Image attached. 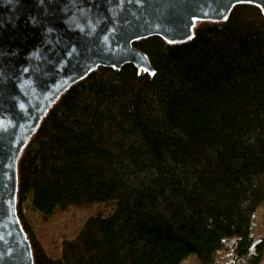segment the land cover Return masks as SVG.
<instances>
[{"label":"trees","instance_id":"1","mask_svg":"<svg viewBox=\"0 0 264 264\" xmlns=\"http://www.w3.org/2000/svg\"><path fill=\"white\" fill-rule=\"evenodd\" d=\"M134 45L152 71L99 66L42 120L19 160L18 214L36 264H259L264 236V14L238 4L184 42ZM43 223L71 207L72 236Z\"/></svg>","mask_w":264,"mask_h":264},{"label":"water","instance_id":"2","mask_svg":"<svg viewBox=\"0 0 264 264\" xmlns=\"http://www.w3.org/2000/svg\"><path fill=\"white\" fill-rule=\"evenodd\" d=\"M264 0H0V264H36L18 214L19 160L64 92L99 66L152 71L134 43L184 42Z\"/></svg>","mask_w":264,"mask_h":264},{"label":"rangeland","instance_id":"3","mask_svg":"<svg viewBox=\"0 0 264 264\" xmlns=\"http://www.w3.org/2000/svg\"><path fill=\"white\" fill-rule=\"evenodd\" d=\"M25 214L28 216L31 224L37 231L38 235L45 240L57 238L62 240L65 236H72L80 225L85 221L88 212L83 209L71 207L69 210L56 215L50 222L43 223L39 213L29 204L25 205ZM256 230L259 236H264V207L261 208L256 219ZM224 256H218L216 263L220 262ZM183 264H200L195 258L190 257ZM259 264H264V257Z\"/></svg>","mask_w":264,"mask_h":264},{"label":"snow or ice","instance_id":"4","mask_svg":"<svg viewBox=\"0 0 264 264\" xmlns=\"http://www.w3.org/2000/svg\"><path fill=\"white\" fill-rule=\"evenodd\" d=\"M224 19H227V16H224Z\"/></svg>","mask_w":264,"mask_h":264}]
</instances>
